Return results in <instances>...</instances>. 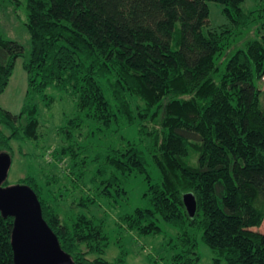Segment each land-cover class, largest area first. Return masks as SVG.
Returning <instances> with one entry per match:
<instances>
[{
  "label": "trees",
  "instance_id": "trees-1",
  "mask_svg": "<svg viewBox=\"0 0 264 264\" xmlns=\"http://www.w3.org/2000/svg\"><path fill=\"white\" fill-rule=\"evenodd\" d=\"M209 1L222 5L228 21L219 30L209 27ZM244 2L0 0V14L24 4L29 35L25 48L0 30V94L19 58L27 79L19 112L0 107V150L12 155V140L36 139L34 99L48 100L45 91L57 88L74 114L58 128L70 145L50 151L53 157L88 170L92 144H78L74 130L134 129L132 140L120 135L119 146L90 160L100 166L91 179L106 175L96 186L102 197L116 200L109 188L115 187L125 200L122 182L133 175L148 181L151 206L124 215L128 228L159 234V220L174 227L173 245L181 247L175 264L197 262V235L226 264H264V232L257 229L264 220V5L247 11ZM252 27L254 37L234 46ZM43 151L44 157L49 148ZM148 160L159 171L156 183ZM37 179L28 173L20 181L36 193L43 218L74 264H125L122 254L104 258L102 220L82 211L95 196H82V210L64 219L55 202L62 192L43 189ZM188 192L196 200L193 217L183 203ZM13 220L0 212V264H15Z\"/></svg>",
  "mask_w": 264,
  "mask_h": 264
},
{
  "label": "rangeland",
  "instance_id": "rangeland-1",
  "mask_svg": "<svg viewBox=\"0 0 264 264\" xmlns=\"http://www.w3.org/2000/svg\"><path fill=\"white\" fill-rule=\"evenodd\" d=\"M256 0H245L242 7L244 10H251L263 6L262 0L255 3ZM209 27L219 30L221 27L228 25L226 17L222 13L220 3L209 1ZM26 11L24 4L16 6L14 12L10 9L0 14V30L4 36L9 39L19 41L25 48L29 47V35L25 29ZM207 27H204L206 32ZM255 27H252L250 33L245 34L242 38H234L235 45L239 46L245 40L254 37ZM234 48V47H233ZM229 49L228 51H232ZM229 57V55L227 56ZM224 64V63H223ZM221 64V67L223 66ZM260 86V83H257ZM264 89V87H262ZM27 89L26 73L22 67V59H17L11 79L3 93L0 94V107L11 112H19L25 98ZM45 94L48 100H41L36 97L34 102L38 105V116L40 125L38 126L37 137L32 140L11 141V165L7 173L6 182L8 185L21 183L20 179L28 173L35 174L38 183L43 189L47 187L56 191L55 202L58 204L61 218H67L70 215L82 210L78 201L82 196H95L96 201L84 208L82 211L94 214L102 220L103 229L107 236V248L104 252V258L113 261L115 258L124 256L125 264H175L174 254L179 252L180 246L176 247V233L174 227L162 220L158 221L161 227L159 234H142L136 229L128 228L123 222V216L134 212L136 208H149L151 201L148 193V181L143 179L142 175H133L123 180L122 185L127 190L126 199H121L115 187H109L115 199L108 198L106 195L97 194L96 186L105 173L99 174L97 178L91 179L95 174L94 168H98L99 159L91 160L92 155L104 156L110 147L119 146L120 135L125 139L132 140L135 136L134 129L127 128L120 130L117 134L111 132V129H97L89 125L74 130L76 142L83 145L91 143L88 153V170L75 168L71 158L64 156L58 159L50 155V151L61 149L70 145L68 138L59 131L66 119L73 116V104L70 98L54 87H49ZM50 99V100H49ZM264 105V91L262 93ZM76 146V145H75ZM48 149L44 157L41 155L42 150ZM42 150V151H41ZM2 152V150H0ZM61 156V154H60ZM147 170L151 176L150 182L159 181V171L150 160L147 162ZM102 175V176H100ZM49 177L50 183L46 180ZM82 179V180H81ZM22 184V183H21ZM58 190V191H57ZM264 232V220L262 225L257 228ZM197 244L195 251L199 259L195 264H226L225 259L219 253L218 249L209 247L200 235H197ZM187 248V246H185ZM86 250L85 247H83ZM194 256L193 254H188ZM92 258V255H89ZM186 256L183 260L186 261ZM218 259L217 261L215 259ZM182 261V258H181ZM182 264V263H178Z\"/></svg>",
  "mask_w": 264,
  "mask_h": 264
},
{
  "label": "water",
  "instance_id": "water-1",
  "mask_svg": "<svg viewBox=\"0 0 264 264\" xmlns=\"http://www.w3.org/2000/svg\"><path fill=\"white\" fill-rule=\"evenodd\" d=\"M12 161L11 155L0 152V212L13 217L11 245L15 264H74L56 234L42 216L36 193L26 184L3 185ZM183 203L190 217L196 211L193 193L183 195Z\"/></svg>",
  "mask_w": 264,
  "mask_h": 264
}]
</instances>
